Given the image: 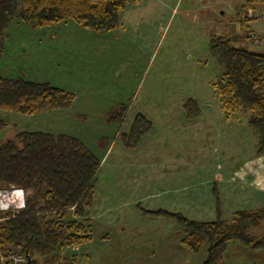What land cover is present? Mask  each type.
Returning <instances> with one entry per match:
<instances>
[{"label":"rangeland","instance_id":"rangeland-1","mask_svg":"<svg viewBox=\"0 0 264 264\" xmlns=\"http://www.w3.org/2000/svg\"><path fill=\"white\" fill-rule=\"evenodd\" d=\"M142 1L126 6L118 27L105 33L90 31L73 19L37 29L16 19L9 30L8 76L21 71L24 77L45 79L51 73L52 81L73 93L75 100L68 108L36 115L0 110L8 121L0 131V142L23 130L45 129L78 136L102 159L107 158L88 211L89 218L95 216L91 233L97 260L91 264H134L129 260V248L147 252L144 264H168L166 247L183 229L174 220L149 211L163 209L190 220H216L215 189L225 221L238 210L264 207V153L257 152L258 134L248 123L251 111L240 106L223 108L213 87L222 78L223 68L209 50L212 36L243 32L253 39L246 47L263 50L264 3L250 9L243 6L247 0ZM48 64L54 70L49 71ZM6 69L2 67V72ZM189 97L202 99V108L211 113L197 121L185 116L187 126L180 122L179 113ZM121 103L129 107L128 121L141 111L154 128H164L162 121L177 120V128L183 124L185 130L170 133L169 143L179 134L174 142L183 152L177 150V154L188 161L176 165L179 160L173 156L171 165L167 161L159 164L158 149L154 164H125L121 154L129 149L123 148L121 133L126 125L105 120L106 111ZM165 111L170 114L164 118ZM155 144H160L159 139ZM109 145L112 151L107 150ZM147 148H151L150 142ZM4 190L9 191L15 207L1 210L20 212L31 192L16 186ZM133 226L140 232L132 233ZM251 232L264 235V220ZM132 238L139 240L129 244ZM208 246L205 243L197 251L185 246L184 260L203 264ZM66 249L49 262L37 254L38 264L72 263L63 255ZM5 253L0 251V264H16L13 256L18 254L26 256L23 264L28 262L21 250L8 248ZM223 258L221 264H264V250L231 240Z\"/></svg>","mask_w":264,"mask_h":264},{"label":"trees","instance_id":"trees-1","mask_svg":"<svg viewBox=\"0 0 264 264\" xmlns=\"http://www.w3.org/2000/svg\"><path fill=\"white\" fill-rule=\"evenodd\" d=\"M141 1L0 0V63L9 48V30L16 19L33 29L73 19L90 31L105 33L118 27L126 6ZM263 3L264 0H247L243 6L251 9ZM252 42L246 32L236 36L216 34L209 40V50L223 68L222 78L213 83L223 108L233 110L240 106L251 111L248 123L258 134L257 152L264 153V49L256 51L245 46ZM74 100L73 93L51 81L0 74V110L36 115L68 108ZM200 100H184L189 119L202 114ZM128 111L125 103L113 105L106 111L105 120L126 125L121 142L124 148L132 149L144 141L154 126L141 111L128 121ZM6 126L8 121L0 116V131ZM102 163L98 153L71 134L27 129L0 142V190L16 186L31 192L20 212L0 208V251L21 250L28 256L26 264H38L37 254L49 262L68 247L90 242L93 219L88 217V211L95 200ZM214 195L216 220H190L163 209L149 212L181 226L185 232L182 243L191 250L197 251L209 243L203 264H221L231 240L264 250V235L251 232L264 220V207L257 211L238 210L230 221H225L216 189Z\"/></svg>","mask_w":264,"mask_h":264},{"label":"crops","instance_id":"crops-1","mask_svg":"<svg viewBox=\"0 0 264 264\" xmlns=\"http://www.w3.org/2000/svg\"><path fill=\"white\" fill-rule=\"evenodd\" d=\"M140 3H138V5ZM128 7H130V5ZM131 12H133V11H131ZM41 55L43 56L42 58H44V56L46 54L42 53ZM38 56H39V54H36V56H34V58L37 59ZM7 57H8V50L4 54L3 60L0 63V74L1 75L2 74L3 75H8L7 69L5 67V65L8 64L7 63ZM31 59H32V57H31ZM48 60L50 61V58H48ZM2 67H3V69H6V71L2 72L3 71ZM44 67L45 66H42L41 68L44 69ZM47 68L49 69V71L54 70V66H52L50 64L47 65ZM20 72H17L15 75H23V72H21V73ZM46 76L47 77L45 79H42L43 77H38V78L37 77H33L31 79H34L36 81H51V82H53L52 81L53 75L51 73L47 74ZM55 84H57V83L55 82ZM57 85L62 86L61 84H57ZM62 87L64 88V86H62ZM182 104H184V103H182ZM166 111L163 114L161 113L164 116V118L166 117V115L170 114L169 111L167 113H166ZM210 113L211 112H209L208 110L203 109L202 110V114L200 115L199 118L196 119V121L198 119L199 120L202 119L203 116H206V115L208 116V114H210ZM179 116H180V122L182 121L183 124L186 125L187 124L186 123V119H184V117L186 116V112H185L183 107H182V111L180 110ZM196 121H194V122H196ZM180 122L177 121V120L175 122L173 120L171 122H169V121L160 122L164 128H162V129H158L157 127L154 128L153 131L147 136V138L139 146H137L135 148V149H138V148L141 147V150L139 149L135 153V152H133L134 148H132V149H129V151L125 150L123 152L125 155L121 154L124 163L125 162H129V163H127L128 165H131L132 163H140V164H144V165H146L147 163L154 164V163L157 162L155 157L157 158V155L159 153L158 149L161 151V158H160L161 159V163H159V164H162V163L167 161V162H169V165H171L172 164L171 158L173 156L178 157L177 160H179V161H176V165L186 163L188 161V158H184L183 155L177 154V150H181V153L183 152V147L180 144H178L177 142H174V140H177L179 134L176 133L177 137L176 138L175 137L172 138L173 144L169 143L170 133L174 132L176 129H177V132H182L183 129L185 128L183 126V124H181L179 126V128H177L178 126H176V125L179 124ZM152 123H153V121H152ZM204 123H205V120L202 122L203 127H204ZM153 126H154V124H153ZM187 126H188V124H187ZM41 130L51 133V131H47L45 129L44 130L41 129ZM55 134H57V133H55ZM102 138L105 139V136H102ZM157 139H159V143H160L159 145L155 144L157 142ZM147 142H150L151 148H147L146 149V143ZM144 146H145V149H144ZM111 148L112 147H110V145H109L107 150L112 151ZM125 149H127V148H125ZM130 151H132L131 155H134L133 161H131V159L129 157ZM105 160H107L106 157L103 158V161H105ZM164 165H168V164H164ZM166 177H168V175ZM248 178H249V180H251V176H248ZM91 218L95 219V216L91 215ZM230 220H227V221H230ZM130 231L133 233V232L138 231V230H137L136 227L133 226V227L130 228ZM138 232H140V231H138ZM179 233H180L179 237H177L175 241H172L171 244L168 247H166V251L165 252H168V253H166L167 254L166 255L167 256L166 259L169 261L168 264H189L191 262V259H189L187 261L184 260V251H185L184 247H185V245L182 243V239L185 236L184 229L181 230V232H179ZM124 235L128 236L129 234H124ZM133 240H139V239H137V238L129 239L128 243L131 244L133 242ZM129 250H130V257H129L130 261L135 262L134 264H136V263L137 264H144L142 262L144 261V258L146 256L147 252L141 254L140 250L136 251L133 248H129ZM151 254H152V252L150 251L148 255H151ZM63 255H65V257H68L67 258L68 261L69 260H73L72 263H70V264H84V263L88 264L89 262H90L89 264H91V261L97 260V258L95 257V254H94V250L92 249V240L90 242H86V243H82V244H79V245L68 247L64 251ZM225 258H226V253L224 254L223 260Z\"/></svg>","mask_w":264,"mask_h":264},{"label":"built area","instance_id":"built-area-1","mask_svg":"<svg viewBox=\"0 0 264 264\" xmlns=\"http://www.w3.org/2000/svg\"><path fill=\"white\" fill-rule=\"evenodd\" d=\"M24 205H25V203H24ZM0 207H1V209H6V208H12L13 209L15 207L14 205H12V202L10 201L9 191L4 190V189L0 190ZM13 259H14L16 264H23L24 260L26 259V256L18 254L16 256H13Z\"/></svg>","mask_w":264,"mask_h":264}]
</instances>
